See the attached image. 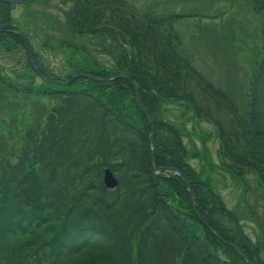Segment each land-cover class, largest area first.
<instances>
[{"label":"trees","instance_id":"16d2710c","mask_svg":"<svg viewBox=\"0 0 264 264\" xmlns=\"http://www.w3.org/2000/svg\"><path fill=\"white\" fill-rule=\"evenodd\" d=\"M72 1L66 28L82 42H64L73 49L64 73L46 67L33 49L34 63L57 81L92 78L24 85L0 75L9 92L47 104L15 150L1 138L9 147L0 149V264H248L211 229L253 264H264V243L240 233L239 216L189 163L184 129L161 117L166 103H185L216 128L222 166L240 180L254 173L264 190V44L242 112L179 51L176 24L187 15H149L129 0ZM251 1L264 15V0ZM13 7L0 1V53H22L37 77L28 43L12 32ZM116 75L132 79L153 119L155 167L186 177L202 219L187 181L153 170V125L131 81H105ZM108 168L119 180L112 190L103 181Z\"/></svg>","mask_w":264,"mask_h":264},{"label":"rangeland","instance_id":"374dc122","mask_svg":"<svg viewBox=\"0 0 264 264\" xmlns=\"http://www.w3.org/2000/svg\"><path fill=\"white\" fill-rule=\"evenodd\" d=\"M129 1L140 12L149 15H188L176 24L182 40L179 51L208 80L226 91L242 112L246 111L250 80L263 57L264 44V15L254 10L251 0ZM72 4V0H35L13 7L12 15L19 31L29 36L43 64L54 72L64 73V66L72 56L73 49L64 46V42L69 39L78 44L82 42L79 37H72L66 28L65 13ZM0 75L7 81L24 85L30 81L41 84V79L28 71L26 56L20 52L5 56L0 53ZM192 87L199 99L208 101ZM0 95V149L6 145L9 147L1 140L9 137L12 150H15L21 144L23 131L34 120H40L39 115L34 114H42L41 110L47 104L9 92L1 82ZM161 117L184 129L189 163L202 180L209 182L225 205L239 216L240 233L254 243H264V190L256 175L251 172L240 180L222 166L216 128L210 121L198 118L185 103H166ZM221 117L227 125L230 124L228 113L221 111ZM8 156L15 159L11 154ZM1 161L0 155V164ZM211 232L223 243L235 245L214 230Z\"/></svg>","mask_w":264,"mask_h":264},{"label":"water","instance_id":"95a60500","mask_svg":"<svg viewBox=\"0 0 264 264\" xmlns=\"http://www.w3.org/2000/svg\"><path fill=\"white\" fill-rule=\"evenodd\" d=\"M0 1L6 2V3H9V4H21V3L26 2L27 0H0ZM0 31H2V30L0 29ZM17 34L20 35L24 40H26V41L29 43V47H30V48H29V60H30V64H31V66H32V68L35 70V72H36L40 77H42V78H44V79H46V80H48V81H50V82H52V83H57L56 81H53V80L47 78L46 76H44V75H43V74H42V73L36 68V66L34 65V63H33V61H32V55H31V53H32V44H31L30 40L28 39V37H27L26 35H24V34L21 33V32H17ZM79 76H86V75H76V76L72 77L70 80H68V81L66 82V84L72 82L74 79L78 78ZM112 78H126V79H129V80H130V78H128V77H126V76H122V75H121V76H115V77H112ZM110 79H111V78H110ZM133 86H134V89H135L136 100H137V103H138L139 108H140V109H141V110L147 115V117L151 120V118H150L149 114L147 113V111L144 110L143 107H142L141 104H140V101H139V99H138V94H137V87H136V85H135L134 83H133ZM151 121H152V120H151ZM151 140H152V142L154 141V134H152ZM154 158H155V155H154V149H153V150H152V161H153V165H154ZM154 169H155L156 171H157V170H161V168H160V169H156V168H154ZM168 170H170V169H168ZM178 173H179V172H178ZM104 182H105L106 187H107V188H111V189L117 187L118 184H119L117 178L114 176V174H113V173L111 172V170H109V169H107V170L105 171ZM191 200H192L193 210H194L195 213L200 217V215L198 214V211H197V209H196V205H195V201H194V195H193L192 192H191ZM225 243H227V242H225ZM227 244H229V243H227ZM229 245H231V246H233L235 249H237V250L241 253V255H243V256L246 258L248 264H252V262H251V261H250V260L244 255V253H243V252H242L237 246L232 245V244H229Z\"/></svg>","mask_w":264,"mask_h":264}]
</instances>
